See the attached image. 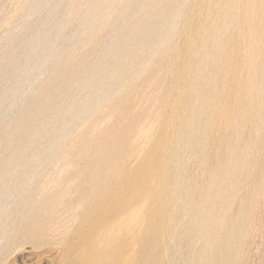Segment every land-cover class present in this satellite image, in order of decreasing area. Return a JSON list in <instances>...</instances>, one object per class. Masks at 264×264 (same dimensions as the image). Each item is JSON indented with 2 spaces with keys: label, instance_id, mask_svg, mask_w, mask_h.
<instances>
[{
  "label": "bare ground",
  "instance_id": "bare-ground-1",
  "mask_svg": "<svg viewBox=\"0 0 264 264\" xmlns=\"http://www.w3.org/2000/svg\"><path fill=\"white\" fill-rule=\"evenodd\" d=\"M63 1L35 0L34 5L27 10L22 21L11 27L7 37L8 43L15 42L18 46L25 48V52L22 58L9 57L10 62L6 74L13 73L18 69L19 74L24 78L33 73L35 81H42V76L48 71L55 77L66 74L73 76L78 72L77 67H74L73 54L65 53L64 50H60L56 55L52 53V48L57 43L60 33L68 24L63 14L60 13L65 7ZM113 1L115 0H70L69 8H67L69 12L80 14L76 25L83 27L84 31L88 30V34H90L96 28L99 16L102 17L100 14L102 4ZM42 2H44L47 14L37 30L28 36L23 31L30 24V16L37 11V5ZM160 3L161 0H154L151 5H146L143 0H127L124 8L117 13L111 27L118 28L119 31L101 53L102 59L110 65L107 67L108 69L101 72L95 67L89 73L86 84L89 88L86 97L89 98L82 99L87 106L75 103L73 99H67L63 109L53 108V96L46 91L39 99L37 110L30 112L23 120L19 121L23 124L19 130L23 137L33 132L44 135L50 133L52 143L46 145V150L53 149V143H57L54 145V149L59 150L62 146L60 143L70 137V131L65 125L63 114L72 112L75 118L81 115L90 116L99 109L103 102L113 99L121 89L127 86L133 78L132 75L139 72V67L141 69L145 64H149L155 56L160 58L164 56L165 52L162 49L164 43L169 41V30L160 32L156 29L157 25L162 21H169L167 24L170 25L169 27L180 24V29L185 33V39L182 46L176 51L180 63L175 68L174 81L165 92L166 102L164 103L170 110L167 120L162 123V131L158 139L135 167L132 170L129 169L131 171L101 175L96 173L95 167L92 166L93 168L82 182L80 181L81 177L78 178L80 184L77 186L73 183L70 184L66 179L73 180L75 178L76 180L78 175L68 176L65 179L61 172L57 173L53 182L51 181L52 188L50 189L59 190H53L55 193L41 208L39 216L36 215V218L31 222L28 231H31L32 235L29 236L35 237V244H47L53 239H49L48 236L53 235L54 232H60L61 228L68 225L67 222L74 220L73 217L79 216L78 210L84 207V212L81 214L82 225L74 234L75 240H77L75 264H157L161 260L162 252L160 241L158 242V229L162 227L166 218L167 201L174 200L180 209L184 206V200L180 194L182 190L187 193V187L180 180V170L185 168V161L189 153L195 152V144L197 138L199 139L197 136L200 132L202 135H199L201 144L206 142L210 136L208 140L210 143V146L208 145L209 155L202 157V147L200 150L198 148L200 153L197 154L198 158L202 157V163L205 165L204 171L208 178L203 182L205 194L201 198L194 197L192 201L191 198H188V202L192 207V210H189L190 216H193L191 220L201 228H205L209 214L214 209V202L218 197L217 192H220L223 186L228 187L231 178L237 175V168L233 166V162L245 155H251L252 152L249 146L243 144V137L239 133L234 134L236 135L235 151L232 152L231 138L233 134L230 135V128L223 127L217 121L218 119L213 117V111H215L216 101L220 100L218 99L219 93L217 94L218 87L222 89L219 92H223V88L233 91V94L230 91L234 100L232 102L237 104V111L240 113L239 120L246 121V117H244L246 112L257 114L264 108V98L259 96L264 92V50H261L264 46V0H196L192 15L185 18H182V11L166 14L164 7H159ZM109 4L112 5V3ZM182 4L184 5V1ZM139 14L141 16L138 18ZM136 17L146 23L143 33L134 29L135 26H131L130 22ZM238 17H240V21ZM237 20L240 29L235 36L238 35L237 39L240 38V40L235 51L237 54H241L242 62H239L242 63L240 65L241 73L244 72L243 76H236L238 78L229 75L230 66L228 67V65H230L229 60L232 52L230 53V50L227 49L232 40L231 32L233 33V30L236 29L234 24ZM154 29L158 33H154ZM18 30L20 31L19 37L16 33ZM143 36L147 37L149 45L146 59L139 61L137 52L132 45L140 41ZM119 63H124V67ZM132 69L136 71L131 76L122 78L119 86L111 84L109 81L106 82L105 77L115 76L116 79H120ZM163 69L165 71V68ZM159 85L160 88L165 86ZM156 86L157 91L159 87L157 89ZM161 90L159 89V91ZM154 96L156 97L157 94ZM149 97L151 98V96ZM224 97L226 98V96ZM155 99H153V103L157 106L160 102H157L158 99L155 102ZM224 103L226 102L224 101ZM226 105L233 108L232 103L227 102ZM236 113L235 111L234 114ZM27 117L30 118V121H26ZM237 119L235 118L236 121ZM261 119L252 120L256 134L259 129L264 128V120ZM231 121L230 125H232ZM50 122L58 123V125L54 129H48L46 125ZM131 126L133 125L131 124ZM15 128V125H9L6 131L12 134ZM138 131L141 132V130ZM137 132L136 134L139 133ZM93 133H89V135H93ZM103 136L105 137V135ZM85 138L87 139V137ZM251 138V143L258 142V136L255 135ZM84 141L86 145L91 142ZM103 148L101 147V149ZM65 155L68 156V154ZM224 156L228 157L227 162H224ZM20 159L22 158L20 157ZM91 160H93V155L90 153L86 161ZM13 162L12 159L6 161V163ZM70 166L72 165L66 169H74V165L73 168H69ZM75 169L74 171H76ZM67 171H65L67 174L71 172ZM24 180L25 175L17 186V189H21L22 192H25ZM154 180L155 184H153ZM44 184L43 180L37 184L36 188L40 190V195L50 193L44 189ZM72 194L74 198L71 197ZM140 197L149 199V202L147 199L139 202ZM221 223L225 226V222ZM67 228L71 227L68 225ZM100 246L104 248L103 251H96Z\"/></svg>",
  "mask_w": 264,
  "mask_h": 264
},
{
  "label": "rangeland",
  "instance_id": "rangeland-1",
  "mask_svg": "<svg viewBox=\"0 0 264 264\" xmlns=\"http://www.w3.org/2000/svg\"><path fill=\"white\" fill-rule=\"evenodd\" d=\"M1 1L0 264H75L77 258L75 245L77 240H75L74 234L82 225L81 214L84 212V207L78 210V217H73L74 220L67 222L71 228H67V225L61 228L60 232H54L53 235L48 236L49 239L53 238L52 242L47 244H35V237L29 236L32 235L30 234L31 231H28L31 222L36 218V215L37 217L39 216L41 208L47 204L49 197L55 193L53 190H59H51L50 188H52L53 179L60 172L64 175L65 179L68 176L75 177L78 175L79 177L76 180L75 178L73 179L74 182L72 179H66L70 184L73 183L77 186V184H80L78 178L81 177L80 181L82 182L93 167H95V172L101 175L131 171L158 139L162 131V123L167 120L170 110L164 103L166 102L165 92L174 81L175 68L180 63L176 51L182 46L185 33L180 29V24L169 27L170 25H167L169 21L159 23L156 27L157 30L160 32L169 30V41L164 43L162 49L165 52L164 56L162 55L163 57L161 58L159 56L153 57L149 64H145L141 69L139 67V72L134 76L132 73L136 70L132 69L131 71L127 70L128 72L120 77V79H116L115 76L112 78L111 76L109 78L105 77L106 82L109 81L111 84L117 86H119L118 84L122 78H127L131 75L133 78H131L126 87L120 90L119 94L113 99L103 102L99 109L90 116L81 115L75 118L72 112L64 113L63 120L70 131V137L60 143L63 148L61 146L59 150L54 149V145L57 143H53V149L46 150V145L52 143L50 133L44 135L33 132L23 137L19 131L23 124L19 121L23 120L30 112L37 110L39 99L46 91L53 96V108L63 109L67 99H73L75 103H79L84 107L87 106L82 99L89 98L86 97L89 90L86 85L89 73L95 67L101 72L106 70L110 65V63H106L102 59L101 53L119 31L118 28L111 27V24L117 13L124 8L127 0H115L103 3L100 14L104 18H100L99 16L101 20L98 18L96 28L90 34H88V30L84 31L83 27L76 25L80 14L69 12L68 6L70 0H64L63 5L65 7L62 8L60 13L63 14L68 24L60 33L57 43L52 48V53L56 55L60 50H64L63 52L65 53L69 52L73 54L75 58L74 67H77L78 72L73 74V76L66 74L55 77L50 75L48 71L42 76V84V81H35L33 73L29 74L27 78L21 76L18 69L13 73L6 74L10 62L9 57L22 58L25 52V48L18 46L15 42L8 43L7 37L10 34V29L22 21L23 16L34 5L35 0ZM143 1L146 5H151L154 2V0ZM183 1L184 5L182 4ZM195 1L161 0L159 7H164L166 14L182 11V18H185L192 15ZM109 3H112V5ZM46 14L47 10L44 2H42V4L37 5V11L30 16V24L23 32L28 36L33 34ZM140 16L141 14L138 15V18ZM138 18L132 19L130 23L132 24L131 26H135L134 29L143 33L146 23L138 20ZM238 20L240 21V17H238ZM238 20L235 23L237 25L235 26L234 24V28L236 29L233 30V33L231 32V39L233 41L231 40L228 45L229 47L226 46L233 56L230 57V65H228V59L226 61L228 67H231H229L230 77H241V75H244L243 71L241 73V54H237L235 51L240 40V38L239 40L237 39L238 35L235 36L240 29V24L237 23L239 22ZM156 29L153 30L154 33H158ZM16 33H18L16 35L19 37L20 31L18 30ZM149 38L150 35L148 36ZM148 39L143 36L140 41L132 45L137 52L139 61H144L147 57ZM262 49L264 50V46H262ZM237 56L240 58H237ZM235 60L237 61L235 62ZM119 64L124 67V63ZM163 68H165V71ZM235 73L238 74L236 75ZM158 83L166 87H161V90ZM155 85H157V89L159 87L161 90H157L161 92L160 94L156 91ZM103 90L105 91L106 89ZM219 90L222 91V89L219 87L217 89V94L219 93L218 99L220 100L216 101L213 117L218 119L217 121L223 127L230 128V135L231 133L233 134L231 138L232 152L235 151L236 135L234 134L239 133L243 137V144L249 146L252 150L251 155H245L236 160V162H233V166L237 168V175L231 178L228 187L223 186L220 192H217L216 195L218 197L214 202V209L209 214L205 228H201L200 225L197 226V223L191 220L193 216H190L189 210H192V207L188 202V198H191L192 201L194 197L201 198L205 194L203 182L208 178L204 171L205 165L202 163V157H207L210 153L208 151L210 136L206 142L201 144V132L198 134L197 137L199 139L197 138V143L195 144L197 152L195 150V152L189 153L185 161L186 169L180 170V180L187 187V193H185V190H182L180 194L182 200H184V206L180 209L174 200L167 201L166 218L163 221L162 227L158 229V242L160 241L162 254L161 260L157 264H264V128L259 129L256 134L252 121L255 118H262L261 120H264V108L257 114L246 112L247 114L244 116L246 117V121L243 119L241 121L239 120L240 113L237 111V104L232 102L233 91L227 88H223V92H219ZM230 91H232V94ZM155 94H157L156 97L154 96ZM221 94L223 95L221 96ZM145 95L148 97L146 98ZM149 96L158 99L157 102H160V104L157 103L159 105L155 106L156 104L154 105L153 103V99L155 98L151 99ZM259 96L264 98V92ZM224 101L232 103L234 110L226 105ZM218 103H220V106ZM217 106L219 107L217 108ZM235 111L237 112L236 114H234ZM232 117L234 118L232 119ZM235 118H238L237 121ZM26 119V121H30L29 117ZM230 121L232 125L229 124ZM9 125H15L16 127L12 134L6 131ZM57 125L58 123L50 122L46 125V128L54 129ZM134 126L141 127V129L136 127L141 132L138 131V133ZM89 133H93V135H89ZM255 135L258 136V142L251 143V137ZM84 140H86V143L87 140L91 142L86 145ZM101 147L104 148L101 149ZM201 147L203 148L201 152L202 157L198 158L197 154L200 153L198 152V148L200 150ZM141 149L142 151H140ZM90 153L93 155V160L88 162L86 158ZM64 154H68V156H64ZM8 158L14 162L6 163L9 160ZM227 158L224 156V162H227ZM69 165H74L73 167L74 169L76 168V171L74 169H66ZM173 169H175V166H173ZM67 170L71 172L67 174L65 172ZM24 175L25 185L23 188H25V192H22L21 189H17V186ZM42 180L45 183L44 189L50 191L47 195H40V190L36 188L37 184ZM155 183L154 180L153 184ZM154 187L156 188V186ZM71 197L74 198L73 194ZM146 199L140 197L138 201L142 202L146 201ZM147 200L149 202V199ZM221 222H225V226ZM103 249L100 246L96 251L102 252Z\"/></svg>",
  "mask_w": 264,
  "mask_h": 264
}]
</instances>
